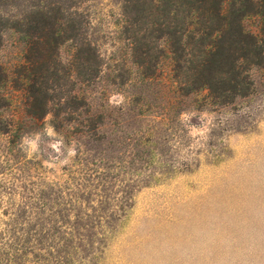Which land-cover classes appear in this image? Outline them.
<instances>
[{
    "label": "rangeland",
    "instance_id": "1",
    "mask_svg": "<svg viewBox=\"0 0 264 264\" xmlns=\"http://www.w3.org/2000/svg\"><path fill=\"white\" fill-rule=\"evenodd\" d=\"M189 6L0 0V264H264V0L226 5L212 88Z\"/></svg>",
    "mask_w": 264,
    "mask_h": 264
},
{
    "label": "trees",
    "instance_id": "2",
    "mask_svg": "<svg viewBox=\"0 0 264 264\" xmlns=\"http://www.w3.org/2000/svg\"><path fill=\"white\" fill-rule=\"evenodd\" d=\"M190 2L196 4L197 7L189 6V10L186 15L189 23L199 20V17L201 16V19L204 17L206 20H208L209 27L212 24H216L214 29H210L213 30L212 38H215L217 42L215 45L213 44V46L211 44L206 45L207 47H205V49L209 52H205V56L202 62H200L199 68L197 69V73L203 82L202 86L207 84V86H209L208 88H210V86L212 88L210 80H213L217 76L230 75L231 72L230 69H226V67L231 64L232 57L230 54V47H226V45H228L231 41L223 44L225 39L231 35L228 27L231 24L230 15L232 16V14H229L228 16V10H226V5L230 3V0H190ZM186 32H189V30L187 29ZM239 34L240 36L242 35L250 39H253L254 37L251 33L243 28H240ZM243 43L244 42L240 40L237 44L241 45ZM243 58L241 57V59Z\"/></svg>",
    "mask_w": 264,
    "mask_h": 264
},
{
    "label": "clouds",
    "instance_id": "3",
    "mask_svg": "<svg viewBox=\"0 0 264 264\" xmlns=\"http://www.w3.org/2000/svg\"><path fill=\"white\" fill-rule=\"evenodd\" d=\"M122 99V98H120ZM47 119H51V115L47 117ZM44 132L49 137H55L56 133L54 128L51 125L46 126ZM40 140L41 135L40 133H33V134H25L21 137L19 142V147L22 151H24L28 156H32L34 154L39 153L40 151ZM51 149L54 150L59 155H63L62 149L65 148L63 138L55 139L54 142L48 145ZM76 155V143L73 141L72 146L67 147V155L64 156L63 159H58V164L55 162L45 161V164L48 167H59L63 165H67L71 162V158Z\"/></svg>",
    "mask_w": 264,
    "mask_h": 264
}]
</instances>
